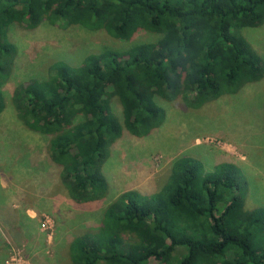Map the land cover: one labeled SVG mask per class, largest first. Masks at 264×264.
<instances>
[{"label": "trees", "instance_id": "obj_1", "mask_svg": "<svg viewBox=\"0 0 264 264\" xmlns=\"http://www.w3.org/2000/svg\"><path fill=\"white\" fill-rule=\"evenodd\" d=\"M44 22L123 40L139 29L160 35L124 50L104 48L79 65L55 61L47 77L14 88L18 119L50 136V159L77 201L106 196L103 165L124 130L139 137L161 125L156 96H182L199 107L264 74L261 57L240 32L264 23V0H0V113L16 54L7 31ZM245 196L235 164L205 171L201 160L180 156L159 190L121 193L98 229L76 235L69 264H264V209L245 207Z\"/></svg>", "mask_w": 264, "mask_h": 264}, {"label": "rangeland", "instance_id": "obj_2", "mask_svg": "<svg viewBox=\"0 0 264 264\" xmlns=\"http://www.w3.org/2000/svg\"><path fill=\"white\" fill-rule=\"evenodd\" d=\"M240 32L264 63V23ZM159 36L139 29L123 40L77 25L44 22L32 30L10 26L7 37L16 54L11 75L2 85L0 264H69L68 245L76 235L98 229L105 208L121 193L148 195L159 190L180 156L201 160L205 171L222 162L235 164L245 189V207L264 209V74L199 107L186 104L182 96L171 100L156 96L163 122L144 136L124 130L111 143L103 165L107 194L91 202L69 196L60 168L49 156L50 136L29 130L18 119L10 101L14 88L47 77L53 62L79 65L85 56L104 48L124 50L155 42ZM111 104L122 119L115 98Z\"/></svg>", "mask_w": 264, "mask_h": 264}]
</instances>
